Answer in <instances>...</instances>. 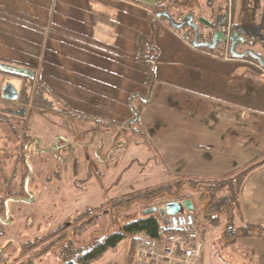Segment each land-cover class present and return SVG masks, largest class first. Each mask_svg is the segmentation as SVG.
Returning a JSON list of instances; mask_svg holds the SVG:
<instances>
[{
    "label": "crops",
    "instance_id": "1",
    "mask_svg": "<svg viewBox=\"0 0 264 264\" xmlns=\"http://www.w3.org/2000/svg\"><path fill=\"white\" fill-rule=\"evenodd\" d=\"M161 1L0 0V60L32 70L57 109L90 122L138 123L144 132L129 135L127 147L151 151V143H170L162 150L171 151L173 173L187 177L180 181L211 185L242 174L238 209L217 224L199 219L200 264H264L258 235L228 242L224 236L229 223L264 227V71L245 59L210 56L187 29L153 31L150 18ZM219 17L209 40L197 43L223 39ZM146 39L158 51L150 83L141 60ZM186 188L176 201L192 199L200 215L203 205Z\"/></svg>",
    "mask_w": 264,
    "mask_h": 264
},
{
    "label": "rangeland",
    "instance_id": "2",
    "mask_svg": "<svg viewBox=\"0 0 264 264\" xmlns=\"http://www.w3.org/2000/svg\"><path fill=\"white\" fill-rule=\"evenodd\" d=\"M206 1L207 0H172V2L176 4V7H174L175 10L185 14L190 13L191 10L193 14L198 15L197 17H200V15L205 16L207 10ZM215 1V5L221 4L220 1L226 3L227 6L230 5L229 0H214V2ZM216 14L217 12L215 15ZM212 22H214L213 18L211 19V23ZM8 81L15 86L19 93V97L22 91V93L30 99L29 103L21 101L20 98L16 101L2 102V87ZM29 83L30 82L24 80L10 79L8 76L0 73V114L3 111L18 110L22 107V104H24L27 109V112L25 111V114L21 118L18 116L6 117L12 122L14 127H12L10 121H5L4 119L0 120V188L2 191L12 190L13 187H17L25 172L22 163L18 160V157L23 154V146L27 140L24 138V135L28 134L29 137L33 135L43 136L45 134L44 130H46V132L48 131L49 134L52 130L53 132H62L59 127L52 126L65 123V125H71L73 127L75 125L73 121L77 123L76 120L81 119V116H76L77 118L74 120V116L63 109V106L59 109L53 107V110L34 107L32 101L35 94L34 88L37 86V83L35 79L32 86H30ZM25 85L26 88L23 89ZM61 116L72 118L73 121H65ZM153 130L154 128L151 129L152 132H154ZM161 131V129H158V132ZM50 136L51 135H48L46 142L51 140L49 138ZM123 138L124 142H129L128 137ZM148 146L153 150L146 151V149H142V147L135 148L133 145H129L125 151H117L112 158L115 161V169L110 174V179L106 178L100 181L98 184L99 187H96L94 182L95 178L93 176L84 184L83 197H80L78 203L80 211H83L85 207L94 208L99 204L101 205L103 198L108 196L109 190L115 191L116 196H130L134 193L167 184H170L172 187L169 189L170 191L168 190L166 193H171V191L175 190L179 181L185 180L187 177L182 176L183 174L175 175L170 168L171 166L168 162L171 160V151L169 153L166 151H169L168 149H171L172 145L170 143H151ZM162 148L167 149L165 151L162 150ZM44 157H48V154L42 155L40 159H44ZM129 162H132L130 167L128 166ZM45 175L48 177L47 183L50 184H43L40 182L39 190H36L33 182H31L29 190L35 195L34 201L12 204V207L20 208L21 212L12 213L11 220L13 223L11 225L5 227L0 224V232H5V236L0 238V247H7L6 245L9 247L2 257V262L0 264H25L26 261L29 262L27 264L60 263L61 257L59 254L52 251V249L55 248H52L50 251L40 256H36L35 253H24L21 250L22 244L31 240L33 241L56 229L64 222L71 221L70 217L75 214L76 208H68L70 203L64 201L62 192L66 183L63 177L60 176L57 178L54 173L50 171H46ZM184 188L187 189L186 185ZM146 209L148 208H145V205L139 203L131 204L129 207L122 210L117 209L116 216L112 220V233H121L122 226L126 223L131 220L144 218L145 215L143 212ZM107 222L106 220V222L102 224V221H99L98 226L95 227V225L92 224L88 227V230L106 226ZM163 234L166 236V234L168 235L170 232H163ZM96 237L97 236L94 235L90 236L88 231H84L80 234L81 242L78 244L83 246L90 240L92 242ZM124 242L120 243L116 248L107 250L104 256L95 261L94 264H109L116 262L124 264ZM30 258L32 261L27 260Z\"/></svg>",
    "mask_w": 264,
    "mask_h": 264
},
{
    "label": "flooded vegetation",
    "instance_id": "3",
    "mask_svg": "<svg viewBox=\"0 0 264 264\" xmlns=\"http://www.w3.org/2000/svg\"><path fill=\"white\" fill-rule=\"evenodd\" d=\"M214 3H216L214 0L206 1L207 10L205 14L210 15V19L213 18L214 22L212 23L214 25L216 24V16L220 14L217 22L225 32L223 39L208 46L207 50L211 51L210 49L226 47L230 60L234 58L245 59V61L256 64L264 71V0H229V6L223 1H220L221 4L218 3L219 5H215ZM215 11L217 12L216 15ZM210 19L208 20L211 22ZM194 20L197 25L205 23L199 22L195 17ZM236 31L238 32L236 33ZM234 33H236L235 36H233ZM232 36L236 40L234 46L232 44ZM240 54L244 56H236ZM260 61H262V65L259 64ZM22 105L25 106L24 104ZM76 121L77 123L73 121L75 123L73 127L71 125H65V123L52 126L59 127L62 132H53L52 130L49 134L48 131L46 132L44 130L45 134L43 136L33 135L25 142L23 154L28 142L35 138L39 139L38 144L37 140H34L28 147L29 163L33 169V175L29 180L27 192L24 183L23 185L19 184L17 187H13L12 190L9 189L4 192V197H2L3 203H0V224L5 227L11 225L13 223L11 220L12 213L21 212L20 208H14L12 204L34 201L35 195L29 190L30 183L33 182L36 190H39L40 182L50 184L47 183L48 177L45 175L46 171H50L57 178L60 176L63 177L66 183L62 192L64 201L70 203L68 208H76L75 214L70 217L71 221L64 222L66 228L59 231L57 237L63 238L64 240L68 238L67 241L71 239L79 243L81 242L80 234L83 233L82 231H88L90 236L94 235L101 238H106L113 234L112 220L116 216L117 209L122 210L127 208L124 206H116V201L118 199H127L128 196H116L115 191L109 190L108 196L103 198L101 205L99 204L94 208L85 207L83 211H80L78 203L84 193V184L89 179L94 176L96 187H99L98 184L100 181L106 178L110 179V174L115 169V161L112 159L113 155L119 150H126L127 141L124 142L123 137L129 136L128 128L130 123L126 121L120 126H116L115 123L109 121L90 122L83 119ZM48 135H51L49 137L51 140L46 142ZM49 148L53 150L50 152H37ZM46 154H48V157L40 159L42 155ZM190 189L193 194L196 188ZM200 193H203V191L198 189L194 194L196 198ZM182 196L185 195L183 193L175 194V190H173L171 193L164 192L157 194L150 200L139 199L136 203L145 205V208L148 209L156 208V211L152 214L160 216L158 211L160 207L168 202L176 201ZM206 196L207 194L203 193L201 200L205 201ZM7 201L8 205L6 204ZM98 208H102V210ZM194 212H196V207ZM149 215H145V217ZM164 217L167 216L165 215ZM106 220L108 221L106 226L88 230V227L92 224L96 227L99 221H102L103 224ZM4 236H0V238ZM6 246L0 247L1 253L9 249L8 245Z\"/></svg>",
    "mask_w": 264,
    "mask_h": 264
},
{
    "label": "trees",
    "instance_id": "4",
    "mask_svg": "<svg viewBox=\"0 0 264 264\" xmlns=\"http://www.w3.org/2000/svg\"><path fill=\"white\" fill-rule=\"evenodd\" d=\"M172 0H162L160 3L156 4L153 7L154 13L159 15L163 11H167L172 17H175V15H182L183 12H179L174 9L176 7L175 3H171ZM192 14L196 20L205 22L209 24L211 27H214V23H211L208 19H206L203 15H200V17H197L198 15L193 14V11L190 10V13ZM198 14V13H197ZM161 20L165 21L166 19L164 17H160ZM151 20V26L153 28V31H158V22L154 17L150 18ZM185 27V28H184ZM180 30H174L175 32H181L183 30H188V32L191 34L193 33V29L188 26H184ZM145 45L142 47L141 56L142 61L148 66V83L152 81L153 78V63L155 59L157 58L158 51L157 48L154 46V43L150 39H146L144 42ZM0 62L12 64L15 66H19L18 64H14L11 62H6L0 60ZM1 74H4L8 76L10 79H16V80H24L27 82H30L29 85H33V78L29 77H23L21 75L13 74V73H7L0 71ZM26 88V85L23 86V89ZM46 87L42 85H37L34 88V96L32 104L36 108H42L46 110H53V105L51 101H49L47 98L44 97V93L46 92ZM20 100L26 103H29V98L26 97L24 93L21 91ZM2 102H8L3 101ZM18 107V106H17ZM19 108V107H18ZM17 109V108H16ZM138 114V113H137ZM71 115L74 116V119H76V116H81L83 118V115H78L77 113L71 112ZM7 116L14 117L15 115H12L8 111H3L0 114V120L10 121ZM10 124L13 126L12 122L10 121ZM143 130L138 127V123L130 124L128 128V133L131 136L134 137H141L143 134ZM25 139H29V135H24ZM26 140V141H27ZM19 162L22 163L25 172L23 173V176L21 177L20 184L23 185L25 177L28 173V168L25 163V156L24 154H21L18 157ZM243 181L242 174H235L229 179H224L223 181H215L213 184L209 185H199L198 182L194 181H180L175 188V194H180L179 189L183 188L184 185L189 186L190 188H196L199 186L200 191H204L207 196L205 197V204L203 205L200 215L196 212H193L195 216V224L196 228L199 232L200 238L202 240L204 230L200 228L199 226V219H206L210 221L212 224L218 223V217L222 214H231V212L238 209V191L240 189L241 183ZM171 185H163L155 188H151L142 192L134 193L127 197V199H118L116 201V206H124L129 207L131 204L136 203L139 199L144 200H150L155 195L160 193H166L170 188ZM4 192L0 188V203H3V195ZM101 210V208H98ZM199 215V216H198ZM166 217H160L155 216L153 214L146 216L144 218L138 219V220H131L130 222L126 223L122 226V232L118 234H111L110 236L106 238L96 237L88 246L76 243L74 240H68L64 243L63 238H58L57 233L61 231L62 229L66 228V225L63 223L56 229L34 239L33 241H28L24 244H22L21 250L24 253H35L36 256H40L44 254L45 252L50 251L52 248L56 247L54 249V252L59 254V256L63 259L62 264H94L95 261L99 260L104 256V254L107 252V250L111 248H116L120 243L127 240L128 242V249L126 253V264H132L133 260L136 255V251L139 246L145 247L147 250H150L154 244L158 245H165L169 241H171L176 235L168 230L162 227L161 221H163ZM82 228V226H80ZM84 232V231H82ZM163 232H170L168 235V239H165V235ZM251 234L258 235L263 241H264V227L257 225V224H251L246 223L241 228H234L231 223H229L225 229H224V236L228 241H233L238 237L243 236H249ZM5 235V232H0V236ZM167 235V234H166ZM203 242V241H202ZM77 244V245H76ZM5 255V252H0V263L2 262V257ZM24 260V259H22ZM32 261V259H27ZM23 262V261H22ZM29 263L26 261L25 264ZM109 264H119V263H109Z\"/></svg>",
    "mask_w": 264,
    "mask_h": 264
},
{
    "label": "built area",
    "instance_id": "5",
    "mask_svg": "<svg viewBox=\"0 0 264 264\" xmlns=\"http://www.w3.org/2000/svg\"><path fill=\"white\" fill-rule=\"evenodd\" d=\"M158 25L163 29H170L168 23L152 11ZM176 15L173 17L175 23H180L185 17ZM212 33L210 25L198 24L197 39L206 42ZM206 51L207 54L224 61H229L230 56L226 47H218ZM163 228L172 231L176 236L165 245H154L150 250L139 246L132 264H200L203 242L195 224L193 212L169 215L161 221Z\"/></svg>",
    "mask_w": 264,
    "mask_h": 264
},
{
    "label": "water",
    "instance_id": "6",
    "mask_svg": "<svg viewBox=\"0 0 264 264\" xmlns=\"http://www.w3.org/2000/svg\"><path fill=\"white\" fill-rule=\"evenodd\" d=\"M158 16L164 17L166 19L169 27L172 30H180L184 26L191 27L195 33V38L193 40V43L195 44V46L201 45V46H207L208 47V46L213 45L215 43V42H213L212 44H208V43L199 44V43H197L198 25L195 22L192 14L185 15V17L183 18V20L180 23H175V21L173 20V17L167 11H163ZM237 32L238 31H236V33ZM236 33H234L233 36H235ZM233 36L231 38L233 41L232 44L234 46L236 40L234 39ZM259 37H261V35H259ZM236 56L237 57H243L244 55L240 54V55H236ZM259 64L262 65L263 64L262 61H260ZM0 71L7 72V73H13V74H17V75H21L23 77H29V78H33V74H34V72L30 69H26L23 67L15 66L12 64H7V63H3V62H0ZM1 97H2V99L6 100V101H16L19 98V93H18L17 89L15 88V86L11 82L8 81L2 87ZM9 113L12 115H15V116L22 117L25 114V109L20 108L18 110H9ZM137 118H138V116H137V113L135 112V119L132 121L136 122L138 120ZM34 140H37V144H38V142H39L38 138L32 139L30 142H28L26 144L25 152H24L25 163H26V166L28 168V174H27L25 181H24V187L26 189V192H27L29 180L31 179V177L33 175V169L29 163L28 147H29V144L31 142H33ZM51 150H53V149L49 148V149L39 150L37 152H39V153L50 152ZM198 189H199V186L196 187V189L193 191V194H195L198 191ZM181 193H182V191H181ZM203 193H204V191H203ZM203 193H200L196 198V202L200 205L205 204V201L201 200ZM6 204L8 205V201L6 202ZM194 210H195V206H194L192 199H183L182 201L168 202L164 206H162L158 209V211L160 213V217H164L165 215L169 216V215L181 214V213H184L186 211L187 212H194ZM155 211H156V208H150V209L145 210L143 212V214L149 215V214L154 213ZM67 239L68 238H66L62 243L66 242ZM90 242H91V240L88 243H86V244L83 243V244L85 246H88L90 244ZM54 248H56V247H54ZM52 251H54V249H52ZM62 263H63V259L61 258L59 264H62Z\"/></svg>",
    "mask_w": 264,
    "mask_h": 264
}]
</instances>
